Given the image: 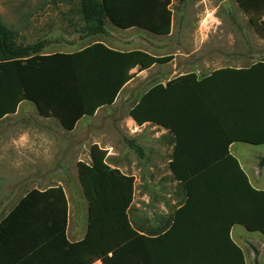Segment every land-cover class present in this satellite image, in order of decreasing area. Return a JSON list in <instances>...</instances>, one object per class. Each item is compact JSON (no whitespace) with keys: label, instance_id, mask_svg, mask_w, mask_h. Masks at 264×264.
<instances>
[{"label":"trees","instance_id":"trees-1","mask_svg":"<svg viewBox=\"0 0 264 264\" xmlns=\"http://www.w3.org/2000/svg\"><path fill=\"white\" fill-rule=\"evenodd\" d=\"M184 2V0H179ZM86 36L107 35L108 21L121 30L140 29L168 36L171 0H79ZM255 34L264 39V0H235ZM49 42L19 46L0 19V120L22 102L34 104L43 118L71 131L85 116L111 105L133 78L168 64L172 55L127 52L94 42L73 53L41 55ZM239 93L256 103L239 106ZM137 126L153 124L172 136L170 170L185 201L165 233L146 237L130 224L133 178L109 168L105 152L90 148V163L77 173L87 202V233L78 243L66 239L67 199L61 187L32 189L0 220V264H246L230 229L243 226L264 237V191L256 192L238 160L233 143L264 144V60L248 68H221L202 79L186 73L160 83L133 106ZM128 145L143 155L140 146ZM264 164V157L259 165ZM256 196H244L245 191ZM255 205L257 211L255 216Z\"/></svg>","mask_w":264,"mask_h":264},{"label":"rangeland","instance_id":"rangeland-1","mask_svg":"<svg viewBox=\"0 0 264 264\" xmlns=\"http://www.w3.org/2000/svg\"><path fill=\"white\" fill-rule=\"evenodd\" d=\"M171 8L173 24L170 35L166 37H156L135 29L123 31L108 21L106 36H86L79 13V0H0V19L13 31L14 41L19 46L49 42L41 53L77 51L102 41L117 49H140L154 56L172 55L173 60L168 64L155 65L147 71L134 70L132 88L137 90L136 100L155 84L157 73L169 72L168 79L191 72L195 60H198L194 50L200 49L198 54L202 59L208 49H213L215 59L221 61L217 66L231 64L233 57L230 56L243 54L246 49L258 52L247 62V66L264 60V40L255 34L235 0H173ZM132 106L119 105L120 114L123 115ZM86 139L82 142L86 150L94 141L99 144V136H88ZM79 140L77 138L78 143ZM73 143V137L55 122L44 120L30 102L20 103L14 114L0 120V220L27 192L43 187L34 183L35 177L51 174L47 180L55 185L59 180L56 175L68 171L59 168L57 160L61 153L53 161L54 152L41 153L38 148L47 146L55 149ZM86 150L81 156L83 160L88 159ZM248 151L247 155L252 158L264 155V148ZM40 155L46 162L43 167L38 162ZM69 199L71 207L80 203L83 209V196L76 199L69 196ZM259 238L262 239L260 235H252V239Z\"/></svg>","mask_w":264,"mask_h":264},{"label":"crops","instance_id":"crops-1","mask_svg":"<svg viewBox=\"0 0 264 264\" xmlns=\"http://www.w3.org/2000/svg\"><path fill=\"white\" fill-rule=\"evenodd\" d=\"M172 4L173 0H171V5ZM246 19L248 20L247 17ZM148 34L153 35L151 33ZM102 43L111 49L122 52L135 50L117 49L109 46L105 42ZM199 51L200 49L194 50L193 52L194 55L197 54L198 60H195L193 70L189 72L194 73L198 79L207 77L215 70L221 68H248L252 64L247 66V62L250 61L254 55L258 54L255 50L248 51L246 49V52L243 54L230 56L233 57L231 64L217 66L221 63V61L219 62L215 59V52L213 49H208L207 55H205L202 59L199 57ZM73 52L76 51H56L52 53ZM145 52L149 53L148 51ZM52 53L45 52L41 53V55H49ZM154 66L150 69L154 68ZM134 70L132 71V74H134ZM169 74V72L157 73L155 78L158 79L155 84L160 83L165 85L170 79H172H166ZM180 75L184 74H179L178 76ZM133 82L134 76L121 89L111 105L100 107L92 116H85L81 118L71 131H65L61 125L55 121V119L44 118L46 121L55 122L59 125V127L68 136L73 137L74 141L73 144H64L63 146L56 147L55 149L47 146L38 148V152L41 153L45 151L48 153L54 152L55 156L53 157V161H56L57 154L61 153L57 160L60 164L59 168L63 169V171H68L56 175L59 180L56 181L55 185L50 182L51 180H47V177L51 174L48 176L41 174L38 177H35L34 182L39 186H43L35 188L38 191H44L54 187H61L63 189L67 199L66 239L70 244L82 241L87 233V202L79 182L77 165L78 163H85L87 165L90 163V148L92 145H98L99 150L105 152L104 162L109 168L119 170L123 175L133 178L132 200L129 205L127 215L130 224L138 234L146 237H154L165 233L171 227L176 211L184 204L185 194L182 186L178 181L174 180L170 170V163L172 161L174 150V144L171 141L172 136L166 130L153 124L147 123L137 126L130 117V111L133 106L136 105L141 100L143 95L152 87L150 86L146 89L136 100L137 90L132 88ZM251 99L252 98L247 94L239 93L236 101L239 102V106H248L250 103L253 104L257 102L256 99ZM121 104H133V106L130 107L126 113L121 115L119 107ZM247 133L252 136H261L264 133V130L254 127L249 129V131L247 130ZM88 136H99V144L94 141V143L86 150V147L83 146L82 142ZM77 138L80 139V143L77 142ZM127 141L134 142L136 145L140 146L143 151V155L141 157L138 156L136 151L128 145ZM262 148H264V144L252 145L243 142L233 143L229 147L230 154L238 160V163L245 173L251 188L256 192L264 191V164L259 165L260 158H263L264 155L252 158L248 156L247 153L249 152L248 149L252 150ZM85 150L88 153V161L81 158ZM42 156L43 155H40L38 157V162L43 167L46 162ZM69 196H74L75 199L77 196H83L84 205H81L83 206V209L80 208V203L71 207ZM244 196L256 195L246 190L244 192ZM254 209L255 216H257V211L260 212V209H257V205H255ZM252 235H260L263 240L260 238L252 239ZM230 237L232 241L242 250L246 264H264V237L260 233L248 232L243 226L234 225L230 229ZM255 249L258 252L257 254ZM70 261V259H62L56 260L52 262V264H76L71 263Z\"/></svg>","mask_w":264,"mask_h":264},{"label":"built area","instance_id":"built-area-1","mask_svg":"<svg viewBox=\"0 0 264 264\" xmlns=\"http://www.w3.org/2000/svg\"><path fill=\"white\" fill-rule=\"evenodd\" d=\"M93 264H103V262H101L100 260L94 262Z\"/></svg>","mask_w":264,"mask_h":264}]
</instances>
